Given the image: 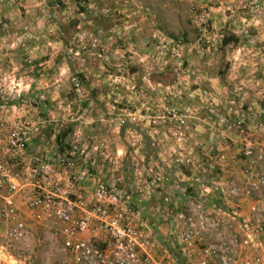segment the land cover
I'll return each mask as SVG.
<instances>
[{
    "label": "clouds",
    "instance_id": "1",
    "mask_svg": "<svg viewBox=\"0 0 264 264\" xmlns=\"http://www.w3.org/2000/svg\"><path fill=\"white\" fill-rule=\"evenodd\" d=\"M0 264H264V0H0Z\"/></svg>",
    "mask_w": 264,
    "mask_h": 264
}]
</instances>
